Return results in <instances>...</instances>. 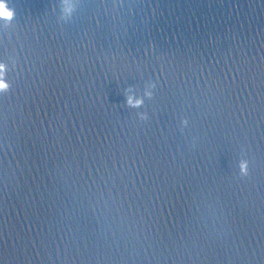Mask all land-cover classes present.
<instances>
[{
    "label": "water",
    "instance_id": "95a60500",
    "mask_svg": "<svg viewBox=\"0 0 264 264\" xmlns=\"http://www.w3.org/2000/svg\"><path fill=\"white\" fill-rule=\"evenodd\" d=\"M6 4L0 264H264V0Z\"/></svg>",
    "mask_w": 264,
    "mask_h": 264
},
{
    "label": "clouds",
    "instance_id": "9594fccd",
    "mask_svg": "<svg viewBox=\"0 0 264 264\" xmlns=\"http://www.w3.org/2000/svg\"><path fill=\"white\" fill-rule=\"evenodd\" d=\"M67 3V0H65ZM66 11H70V9H66ZM15 15V12L13 9L9 8L6 4V0H0V19L4 20H11ZM2 71H3V65H0V91H4L7 87L6 82L2 79ZM142 103V102H138ZM246 164L242 165V171H246Z\"/></svg>",
    "mask_w": 264,
    "mask_h": 264
}]
</instances>
